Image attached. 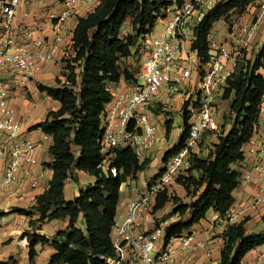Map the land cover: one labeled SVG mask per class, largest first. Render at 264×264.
<instances>
[{"label":"trees","instance_id":"16d2710c","mask_svg":"<svg viewBox=\"0 0 264 264\" xmlns=\"http://www.w3.org/2000/svg\"><path fill=\"white\" fill-rule=\"evenodd\" d=\"M256 1L228 0L219 3L206 15L196 30L193 43V50L204 62L209 60V35L214 24L232 14H243ZM172 4L173 0H101L93 11L78 18L73 36L74 55L69 57L66 66L70 70L67 81H58L56 86L38 84V89L59 101L60 107L49 111L44 120L30 127L52 136L49 149L52 160L45 165L54 172L49 188L36 197L32 208L39 213L36 221L68 218L69 225L52 238L26 234L29 264H36L38 244L54 248L47 264H111L110 260L115 257L111 235L116 223L120 187L127 178L136 179L149 161H140L131 148L114 149L110 168L105 172L100 143L101 115L113 98L109 84L119 82L121 78L132 81L140 69H121L120 61L131 56L140 60V40ZM129 18L132 19V30L122 35ZM76 66L81 69L80 73L75 71ZM262 71L264 43L254 60L246 57L238 60L228 79L223 99L233 97L230 110L234 119L230 129L223 130L215 143H207L204 137L199 148L200 151L207 150V155L200 151L193 153L189 175L178 179L190 201L183 203L177 196L170 198L165 194L158 197L154 211L163 209L172 200L175 204L172 213L181 216L178 221L167 225L165 245L199 223L211 209L226 217L234 202L233 191L241 181V173L233 165L244 160L243 146L252 138L259 120L264 98ZM182 117L187 128L189 116L186 111ZM172 129L173 119H169L166 123L168 136ZM187 135L185 130L179 143L166 152L164 160L178 151ZM73 146L80 148L78 156ZM74 169L95 176L96 182L68 200L64 196V187ZM112 169L117 170V176L113 175ZM13 211L26 216L32 214L19 207ZM81 215L84 228L77 226ZM246 220L227 226L221 259L217 264H241L247 252L264 244V231L245 233ZM34 224L35 221L31 220V225Z\"/></svg>","mask_w":264,"mask_h":264},{"label":"built area","instance_id":"2783aa9c","mask_svg":"<svg viewBox=\"0 0 264 264\" xmlns=\"http://www.w3.org/2000/svg\"><path fill=\"white\" fill-rule=\"evenodd\" d=\"M25 1L2 0L0 5V201L13 205L33 195L46 170L38 158L43 139H36L33 130L25 126L30 109L16 105L19 90L29 88L35 71L55 62L60 53L69 57L74 52L67 21L84 0H64L67 10L49 14L52 35L47 38L36 36L27 25L14 24L17 7ZM225 1L173 0L158 20L163 23L162 30L155 31L154 26L140 40L141 66L135 79L112 93V100L102 112L103 168L110 164L114 149L131 148L143 161L157 143L164 141L158 135L155 117L159 113L155 108L164 113L167 106L179 101L181 113L186 111L189 116L185 128L188 135L178 151L163 161L161 174L145 181L144 186L132 177L126 183L130 202L126 219L116 222L113 228L115 257L111 264H171L174 259L172 249L160 244L166 237L167 221L145 230L141 226L154 212L158 197L174 196L178 179L189 175L192 155L198 152L195 148L199 149L203 138L208 133L221 134L216 102L238 60L255 53V43L259 37L264 38L260 33L264 28V0H257L236 16L225 41L217 42L209 35L210 56L204 62L193 50L196 30L209 12ZM112 172L117 176L116 169ZM251 181L264 183V147L240 183ZM262 201L264 184L253 196L250 208H257ZM237 217L232 205L225 219L231 223ZM178 237L187 253L196 249L211 252L209 241L198 239L194 232Z\"/></svg>","mask_w":264,"mask_h":264},{"label":"crops","instance_id":"0c3cea01","mask_svg":"<svg viewBox=\"0 0 264 264\" xmlns=\"http://www.w3.org/2000/svg\"><path fill=\"white\" fill-rule=\"evenodd\" d=\"M99 4L100 0H84L80 2V6L77 11L75 13L73 12L67 21V26L70 30L71 37L74 36V30L77 26L78 18L86 16ZM67 8L68 7L64 4V0H27L23 3H20L17 7L14 24L16 26L21 24L27 25L34 30L36 36L47 38L48 36L52 35L50 22L48 20L49 14H59L62 11L67 10ZM1 20L2 16L0 14V22ZM158 22L159 21H157L154 27L155 31H161L163 28V23L161 27H158L160 24ZM212 32H214V28H212L211 33ZM260 33L262 36L264 35V28L261 29ZM220 34L214 35V38L217 42H223L230 36L229 30L227 28H225L223 31L222 36H220ZM70 54L73 56L74 52ZM64 59H67V57H65L63 53H60L56 62L45 64L40 70L35 71L33 76L35 77L34 85L31 84L29 87L30 89H28V91H30L35 97V103L33 102L32 105L29 104L30 100L28 98L24 99V97H20L18 100H16V105L19 107L27 106L30 109L28 121L25 124L26 127H31L32 125L44 120L49 111H56L59 109V101L52 99L47 95L46 92H41L38 89V84L42 83L45 85L56 86L57 84H54L56 69L60 64H64ZM125 60H127L129 63V68H137L141 66V61L136 56H131ZM126 81L127 80L124 78H121L119 82L109 84V89L112 93H115L125 85ZM44 96L46 98H43ZM37 106L39 107L36 108ZM34 108L35 115L30 116ZM167 110L168 108L165 109V111ZM162 115H164V113L160 112L155 117L158 123V135L160 138L166 131V128L164 127V119H162L163 121L158 119ZM257 125L259 127L256 126L252 138L243 146L244 160L236 162L233 165V168L240 172L241 176L245 174L256 162L258 151L264 147V98L261 103V110ZM32 135L36 139H43V146L38 153L39 160L42 163L50 162L52 158L49 153V149L53 143L52 136L48 135V137L45 138V133L40 129L33 130ZM205 138L207 143H215L218 141V138H216L210 142L208 140V135H206ZM158 144L162 146V140ZM157 150L160 151L161 148H158ZM73 151L75 152V155L78 156L80 153V148L73 146ZM45 167V178L41 181L40 187L34 191L33 195L24 197L21 201H18V203H14L15 205L10 204V201H0V263L29 264V248L26 234L36 233L52 238L58 231L66 229L69 225L68 218H61L45 222L36 221L39 218V213L30 208V206L33 207L36 204V197L40 194H43L49 188L50 181L52 180L54 173L53 170L47 166ZM148 167L149 166H147V168ZM162 167L163 160L155 172L148 173L146 168L144 171L138 174L135 180L140 186H144L145 181L155 177ZM142 173H144L143 176H141ZM86 177H92L90 179L91 183L87 187L95 184V176L90 175L83 170L74 169V171H72L64 187V196L66 199L69 200L75 198L80 193V191L86 187L84 182ZM74 179L77 181V188H74L72 185V180ZM130 180V177L127 178V180L123 182L120 187V199L116 212L117 223L123 222L127 217V206L130 202V191L126 183H128ZM263 184V182L251 181L248 184L240 183L238 187L235 188L233 191L234 202L232 205L236 208L238 217L231 223H229L225 217H221L217 211L211 209L207 212V215L204 219H202L199 223L194 224L189 230L185 231L194 232L197 238L200 240L207 239L209 241V248L211 251L210 254H207L205 249H196L192 253H187L179 237L171 239L167 245H165L164 240H161L160 244L163 245V247L167 246V248L172 249L174 259L171 264H217L221 259V252L224 246L223 234L227 226L229 224L239 223L245 218L247 219L244 224L246 234L264 231V201L258 204L257 208H250L253 196ZM176 194L177 197H180L184 194L187 196L186 189L182 184L178 183L174 196H176ZM174 206V202L172 200L169 201L163 209L154 211L149 218L145 219L141 228L143 230L151 228L155 223H157L158 218L163 216L167 211L173 209ZM15 207L30 210L32 214L31 216H26L19 214L18 212H14L13 208ZM177 214L178 213H172L171 217ZM31 220L35 221L34 225H31ZM166 221L167 224H170L176 220L170 218V220ZM114 234L115 231L113 229L111 235L112 239ZM36 249L38 252V255L35 259L36 264H47L51 254L54 252V248L50 245L38 244ZM241 264H264V244L259 245L247 252L243 257Z\"/></svg>","mask_w":264,"mask_h":264},{"label":"rangeland","instance_id":"374dc122","mask_svg":"<svg viewBox=\"0 0 264 264\" xmlns=\"http://www.w3.org/2000/svg\"><path fill=\"white\" fill-rule=\"evenodd\" d=\"M2 1V0H0ZM101 2V0H100ZM239 15L237 14H232L230 15V17L228 19H222L221 22H217L215 25H214V32L210 33L211 36L210 37H213L214 38V35L215 34H220V36L223 35V31L225 30V28H227L229 30V33H231L232 31V27H233V24H234V20L237 19V17ZM132 19L129 18L126 23L124 24L123 26V29H122V32L121 34L122 35H125V33H128L132 30ZM158 23H160L158 25V27H161L162 26V22L159 21ZM220 38V37H219ZM215 39V38H214ZM263 38L262 37H259L258 41L255 43L254 45V49H255V53H252V54H249L248 55V58L249 59H252L254 60L257 56L256 53H258V51L261 49L262 45H263V41L262 40ZM71 57V56H69ZM69 57H67V59H64V64H60L57 69H56V74H55V80H54V84H58L60 81L61 83H65L68 79V75L70 73V70L66 68L67 66V61L69 60ZM57 60V59H56ZM55 60V62H56ZM120 67L121 69H124V68H127L129 67V63L127 62V60H121L120 61ZM77 73H80L81 69L79 67L76 66V70H75ZM262 73H264L262 71ZM35 77H33V81H32V85H34V82H35ZM28 89L30 88H26V89H21L19 90V94L20 97H24V99H29V104L32 105V103L34 102L35 103V97L32 95V93L30 91H28ZM224 93V92H223ZM43 98H46L45 96ZM232 100H233V97H231L230 99H223V95L221 97H219V99L217 100L216 102V114L219 118V124H220V127H221V132L223 130L227 131L228 129H230L231 125H232V122H233V119H234V114L231 112L230 110V106H231V103H232ZM39 106H37L36 108H38ZM180 104H179V101H175L174 104H172L171 106H167L166 108H168L167 111L164 112V115H162L160 118H158L159 120L161 119H164V127L166 128V123L169 119H173V129L171 131V134L168 136L166 134V131L164 132V134L162 135L161 138H164V141H163V145L161 146L160 144L157 143V145L155 146V148L149 152V154L146 156V158L143 160H148L149 161V167L147 168V171L148 173H153L155 172L156 169H158V166L161 164L162 160L164 161V156L166 154L167 151L169 150H172L180 141V137L182 135V133L184 132L185 130V125H184V120H183V117H182V113L180 111ZM33 110V109H32ZM155 112L156 113H160L162 112L161 108H155ZM35 115V108L34 110L32 111L31 115ZM163 121V120H162ZM257 127H259L257 125ZM208 137H209V141L211 142L212 140H215L216 138H218L219 136L218 135H214L212 133H208L207 134ZM161 146V147H160ZM158 148H161V150H157ZM203 150V151H202ZM200 151V148L199 149H196L195 148V151H200V153L204 156L207 155V150H204L202 149ZM110 168V164H106L104 165V171L107 172V170ZM144 173H142L141 176H143ZM92 177H86L84 182L86 184V187H84L83 189H86L88 185H90V179ZM72 185L74 188H77V181L74 179L72 180ZM186 194L184 195H181L180 197H177L179 198V200H181V202L185 203V202H189L190 201V197L187 195L185 196ZM177 196V194H176ZM30 208H32L30 206ZM29 208V209H30ZM33 209V208H32ZM32 213V212H31ZM172 216V209L167 211L163 216H161L160 218L157 219V223H160V222H164L166 220H170V218H173L175 219L176 221H178L180 219V215L179 213L173 217ZM77 226L79 227H82L84 228V218L83 216H80L79 218V221L77 223ZM49 261V260H48ZM48 263V262H47Z\"/></svg>","mask_w":264,"mask_h":264}]
</instances>
